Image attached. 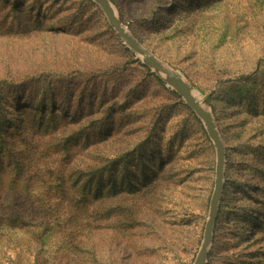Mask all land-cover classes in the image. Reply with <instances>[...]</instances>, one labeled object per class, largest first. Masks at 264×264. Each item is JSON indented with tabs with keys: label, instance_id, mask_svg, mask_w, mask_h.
Returning a JSON list of instances; mask_svg holds the SVG:
<instances>
[{
	"label": "rangeland",
	"instance_id": "1",
	"mask_svg": "<svg viewBox=\"0 0 264 264\" xmlns=\"http://www.w3.org/2000/svg\"><path fill=\"white\" fill-rule=\"evenodd\" d=\"M110 1L222 136L206 264H264V0ZM216 161L96 2L0 0V203L21 214L0 222V264H193Z\"/></svg>",
	"mask_w": 264,
	"mask_h": 264
},
{
	"label": "water",
	"instance_id": "2",
	"mask_svg": "<svg viewBox=\"0 0 264 264\" xmlns=\"http://www.w3.org/2000/svg\"><path fill=\"white\" fill-rule=\"evenodd\" d=\"M106 14L111 26L118 32L123 41L137 55L140 56L144 64L154 71L171 89L175 90L186 102L197 116L202 120L204 126L214 143L216 149V171L215 184L210 199L208 217L205 224L204 235L193 264H206L208 252L212 244L214 227L219 214L220 200L224 187V168H225V146L219 132L215 117L211 109L205 108L193 93L191 84L187 78L178 70L167 65L160 60L150 50L145 48L132 33L125 29L121 18L110 0H93ZM127 28V27H126Z\"/></svg>",
	"mask_w": 264,
	"mask_h": 264
},
{
	"label": "trees",
	"instance_id": "3",
	"mask_svg": "<svg viewBox=\"0 0 264 264\" xmlns=\"http://www.w3.org/2000/svg\"><path fill=\"white\" fill-rule=\"evenodd\" d=\"M174 93H175V92H174ZM175 94H176V93H175ZM144 169H145V168H144V164H141V165L138 166V171H139V172L145 173V170H144ZM125 170L128 172V169H125ZM101 182H102V181H101ZM87 183H88V188H87L86 185H83V190H84V192H82V194L84 195V197H85L87 200H92V198H91V196H90V193H92V192H91V189H92L93 185L91 186V185L89 184V182H86V184H87ZM99 183H100V182H99ZM99 183H98V184H99ZM98 184L95 186L97 192L100 191V189H101V188L98 186ZM120 184H121V183H120ZM11 189H12V188H11ZM5 191H9V190L7 189V190H5ZM5 205H7V203H6ZM0 207H2V202L0 203ZM9 210H10V207H9V206H4V207L0 208V218H1L0 222L3 221V220H5L6 223H8L7 225H10L11 222L18 221V220H19V217L21 216L20 212H13L14 214H18V215H13V213L10 212ZM221 211H222V205H220V208H219V216H218V218H217V221H218V219H219V217H220V213H221ZM19 214H20V215H19ZM22 218H23V216H22ZM216 223H217V222H216ZM216 227H217V224H215V229H216Z\"/></svg>",
	"mask_w": 264,
	"mask_h": 264
},
{
	"label": "bare ground",
	"instance_id": "4",
	"mask_svg": "<svg viewBox=\"0 0 264 264\" xmlns=\"http://www.w3.org/2000/svg\"><path fill=\"white\" fill-rule=\"evenodd\" d=\"M193 93H194V91H193ZM194 95H195V93H194ZM196 96V95H195ZM197 97V96H196ZM204 106V105H203Z\"/></svg>",
	"mask_w": 264,
	"mask_h": 264
}]
</instances>
